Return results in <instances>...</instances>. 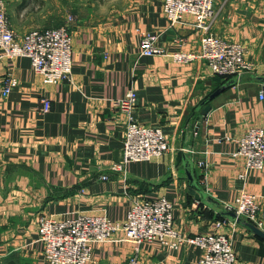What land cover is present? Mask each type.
Listing matches in <instances>:
<instances>
[{
  "label": "crops",
  "instance_id": "crops-1",
  "mask_svg": "<svg viewBox=\"0 0 264 264\" xmlns=\"http://www.w3.org/2000/svg\"><path fill=\"white\" fill-rule=\"evenodd\" d=\"M17 35L54 27L70 14L45 7L44 0H5ZM164 0H118L108 17L76 14L72 22L73 82L44 83L27 56H0V264H51L38 239L39 218L73 217L81 212L126 219L134 197L166 196L174 203L176 225L187 235L215 230L230 236L236 264H264V238L221 215L189 191L184 156L209 163L211 198L231 202L241 190L261 194L264 172H246L245 159L233 152L249 127L264 122V0H215L210 32L242 42L258 74L245 73L209 101L213 107L199 121L202 102L230 80L212 72L205 60L177 62L176 51L199 52L204 31L192 14L171 24ZM156 33L163 53L141 54L143 35ZM1 51V50H0ZM13 73L19 84L2 95V81ZM136 91V119L160 127L171 149L149 161H132L123 172L111 168L122 157L127 115L114 99ZM51 107L43 111V100ZM228 137V138H227ZM196 180L205 188L201 168ZM106 174L108 177L103 178ZM116 236H122L118 231ZM130 241L98 245L89 264H127ZM201 248L184 243L169 248L146 243L139 264H198Z\"/></svg>",
  "mask_w": 264,
  "mask_h": 264
},
{
  "label": "built area",
  "instance_id": "built-area-1",
  "mask_svg": "<svg viewBox=\"0 0 264 264\" xmlns=\"http://www.w3.org/2000/svg\"><path fill=\"white\" fill-rule=\"evenodd\" d=\"M215 0H164L163 12L171 24L182 21L184 15L195 17V26L204 31L199 52L176 51L173 58L177 62L205 60L212 72L223 78H240L245 73L258 74L259 66L248 57L249 50L242 42L224 40L210 28L216 17ZM70 15L68 21L59 26L34 28L20 37L11 26L5 0H0V56L30 58L35 72L44 83L55 84L60 81L73 82V38ZM141 54L154 55L164 50L157 43L156 33H146L142 37ZM2 95L7 96L19 84V79L11 72L3 77ZM260 98H264V81L261 83ZM43 111L51 107V100H43ZM114 105L127 115V126L123 138L122 157L111 166L114 171L125 173L126 165L132 161H149L167 153L171 145L160 127L139 122L134 113L136 91L131 89ZM228 138V137H227ZM191 160L203 171L204 189L209 195L211 185L207 181L209 163ZM236 157L245 159L247 174L253 171L264 172V122L252 126L239 138L238 147L233 152ZM104 179L108 176L104 174ZM223 207L233 210L256 226L264 229V212L261 194L241 190L233 201L223 203ZM174 203L166 196L155 199L134 197L126 219L113 220L105 213L79 212L73 217L58 218L43 215L39 218L38 239L43 243V254L51 264H89L95 248L107 242L130 241L134 253L127 264H139L142 246L158 242L166 247L177 249L184 243H193L201 248L198 264H236L237 252L228 234L220 231L227 220H217L215 230L187 235L176 225ZM122 231V236H116Z\"/></svg>",
  "mask_w": 264,
  "mask_h": 264
},
{
  "label": "water",
  "instance_id": "water-1",
  "mask_svg": "<svg viewBox=\"0 0 264 264\" xmlns=\"http://www.w3.org/2000/svg\"><path fill=\"white\" fill-rule=\"evenodd\" d=\"M258 79H260L262 82L264 81V76H257ZM237 78H231L230 80L224 82L220 87L215 89L203 102L202 104L196 109L200 110V114L197 116V121L200 120V118L204 117L213 107L209 101L214 99L217 95H219L221 92H223L228 87L232 86L236 82ZM184 166L187 171V175L190 180V189L189 191L195 196V198L204 204H207L209 207L220 213L221 215L225 216L226 218L237 221L244 226L248 227L252 231H254L256 234L264 238V229L259 228L256 226L253 222H250L246 219H243L242 217H238L237 214L230 209H227L226 207H223L220 202L214 200L211 198V195H209L197 182L196 175L194 171V162L191 160L190 157L184 156Z\"/></svg>",
  "mask_w": 264,
  "mask_h": 264
},
{
  "label": "rangeland",
  "instance_id": "rangeland-1",
  "mask_svg": "<svg viewBox=\"0 0 264 264\" xmlns=\"http://www.w3.org/2000/svg\"><path fill=\"white\" fill-rule=\"evenodd\" d=\"M118 0H44L47 8L62 10L72 16L84 14L96 18L108 17ZM75 19V18H74ZM44 28V27H43Z\"/></svg>",
  "mask_w": 264,
  "mask_h": 264
}]
</instances>
